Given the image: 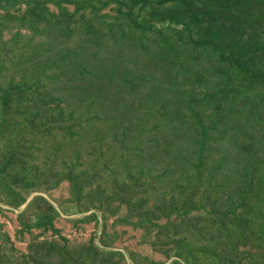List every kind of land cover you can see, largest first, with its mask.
I'll return each instance as SVG.
<instances>
[{"label":"rangeland","instance_id":"1","mask_svg":"<svg viewBox=\"0 0 264 264\" xmlns=\"http://www.w3.org/2000/svg\"><path fill=\"white\" fill-rule=\"evenodd\" d=\"M0 264H264V0H0Z\"/></svg>","mask_w":264,"mask_h":264},{"label":"bare ground","instance_id":"2","mask_svg":"<svg viewBox=\"0 0 264 264\" xmlns=\"http://www.w3.org/2000/svg\"><path fill=\"white\" fill-rule=\"evenodd\" d=\"M36 165V164H35ZM38 167H39V165H38ZM3 195V194H2ZM34 197V196H33ZM202 197V196H201ZM201 199V198H200ZM31 200V199H30ZM10 203V202H9ZM3 210V209H2ZM6 210V209H5ZM10 210V209H9ZM8 211V210H7ZM21 211V210H20ZM33 211V210H32ZM43 211H44V209H43ZM36 212V211H35ZM38 212V211H37ZM17 213V212H16ZM42 213V212H41ZM25 215V214H24ZM43 215H46V214H43ZM42 215V216H43ZM32 217V216H31ZM37 217V216H36ZM22 218H23V216H22ZM11 220V219H10ZM8 221H9V219H8ZM22 221V220H21ZM30 221V220H29ZM28 221V222H29ZM27 224V223H26ZM8 225V224H7ZM15 231V230H14ZM68 231H69V229H68ZM126 231V230H125ZM122 232V231H121ZM127 232V231H126ZM33 233V232H32ZM160 234H162V233H160ZM170 235V234H169ZM14 236V235H13ZM162 236V235H161ZM16 238V237H15ZM15 240V239H14ZM96 244V243H95Z\"/></svg>","mask_w":264,"mask_h":264}]
</instances>
